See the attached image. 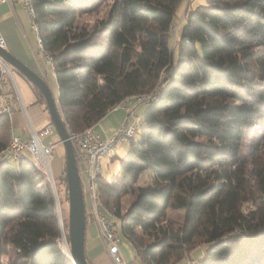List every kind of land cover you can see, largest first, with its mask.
I'll return each instance as SVG.
<instances>
[{
  "label": "trees",
  "instance_id": "1",
  "mask_svg": "<svg viewBox=\"0 0 264 264\" xmlns=\"http://www.w3.org/2000/svg\"><path fill=\"white\" fill-rule=\"evenodd\" d=\"M180 1L111 0L84 23V11L103 0H32L58 112L68 130L82 131L126 99L153 93L122 175L96 178L140 264H177L196 238L205 250L192 264H264V0H204L174 43ZM10 114L0 112V154L11 141ZM10 157L0 158V264L6 255L10 264H74L49 181L31 156ZM147 170L152 181L136 189ZM174 209L185 211L179 226L167 219Z\"/></svg>",
  "mask_w": 264,
  "mask_h": 264
},
{
  "label": "rangeland",
  "instance_id": "2",
  "mask_svg": "<svg viewBox=\"0 0 264 264\" xmlns=\"http://www.w3.org/2000/svg\"><path fill=\"white\" fill-rule=\"evenodd\" d=\"M22 1V0H21ZM111 0H103V2L98 6L95 10H85L84 14L82 15L81 20L84 21V23H91L100 16L104 15L106 10L109 7V3ZM204 2V0H182L177 6V12L176 16L174 17V23L172 26V38L171 42L174 41L177 38V34L179 33L181 24L183 23L186 13L192 9L197 4ZM23 4V2H22ZM28 15L31 19V16L28 12ZM14 68V67H13ZM47 83L50 86V89L54 95V97L57 98L58 94V83L55 76V73L53 70H50L47 68ZM14 77L17 80L19 87L21 88V92L23 94L24 100L26 104L33 103L36 101L37 98V92L35 89H33L30 85L26 90L24 91L23 86L21 85L19 79H22L19 75V72H17L16 69H14ZM29 94V96H28ZM153 94V93H152ZM151 93H144L140 95H134L129 100H125L123 105L110 110L108 114L105 117L104 122H99V125H101L100 129L104 132V134H108L109 136L116 135L120 131L123 125L126 127L132 126L134 123L136 125L135 135L134 139L137 140L140 138L142 125V115L145 111V108L147 107L146 99L152 95ZM34 98V99H33ZM30 100V101H29ZM142 101V102H140ZM23 113V112H19ZM23 121L27 123L26 118L23 114ZM49 124V122H48ZM43 128V127H42ZM41 128V129H42ZM35 129V128H34ZM40 130V129H36ZM53 140L57 142V145L54 149V156L52 159V171L54 178L56 179L57 183V205H58V213L60 216V223H61V243L64 248V250L67 252L68 255H70V242H69V236H68V226L66 225L68 222V215H69V200H68V187L67 185L62 182H59V175L56 172L57 165H60L61 168L63 167V164L65 162V146L63 142L60 140V136L54 127L52 126L51 133L46 136L43 141L49 142V140ZM130 150V138L124 137L122 139L117 140L116 147L114 151L110 155H102L99 157L101 167H100V177L106 178L108 180H111L114 176H121L122 175V169H121V159L125 158ZM11 162H17V159L14 157H10ZM78 161V159H77ZM79 165V162H78ZM47 179V178H46ZM152 181V178L149 174V171H145L138 179L137 182L134 183V186L136 189L139 185H144L147 183H150ZM137 197V190L130 191L128 194H126L122 198V210H126L128 206L131 204L132 201H134ZM104 202V200H103ZM86 211L88 218H93L96 216L92 213L90 209L89 201L86 200ZM101 212L106 215L108 218L112 219V221H116L117 228L119 232L121 233V225L120 220L114 217V215L110 212L109 208L106 204H102L101 206ZM184 209H174L170 210L167 215V219L169 221H172L175 226H179L183 223L184 220ZM122 243H121V251L123 253L124 258L126 261H134L136 260L135 256V249L133 247V244L131 241L124 236L122 233ZM202 238H196L195 239V245L194 247H197L195 251H193L190 255H186L183 259H181L177 264H192L194 263V259H199L203 256L204 250H205V244L201 242ZM108 263L111 264V261L108 260ZM4 264H10L9 263V255L4 256Z\"/></svg>",
  "mask_w": 264,
  "mask_h": 264
},
{
  "label": "built area",
  "instance_id": "3",
  "mask_svg": "<svg viewBox=\"0 0 264 264\" xmlns=\"http://www.w3.org/2000/svg\"><path fill=\"white\" fill-rule=\"evenodd\" d=\"M2 1L9 0H0V2ZM22 2L31 16L32 29L37 33V27L33 23L34 7L32 0H22ZM39 40L38 38V41ZM0 45L4 47L6 45L5 38L1 34ZM48 61H51V59L48 58ZM4 84H7L11 89H15L18 92L14 77V68L0 56V112L10 113L13 110V105L2 92ZM20 102L23 109L26 111V106L22 99H20ZM123 103L121 105H123ZM121 105H117L115 108ZM134 124L129 127L123 125L118 134L112 136L100 132L96 126L87 127L82 131L68 130L70 139L77 153L85 201H89L90 209L100 223L101 233L106 241L110 257L115 264H140V262L138 259L126 261L124 258L121 251V243L123 241L122 235L116 223L101 212L102 199L97 191L96 178L100 174L101 163L99 157L102 155H110L116 147L117 140L124 137H131L135 132ZM30 126L31 133L28 138H22L21 136L12 134L9 146L5 152L0 154V158L3 159L7 156L18 158L29 152L35 167L47 178L56 196L57 183L52 171V159L57 142L52 140L49 142L43 141V139L51 133L53 124L50 121L49 124L40 130L34 129L31 122Z\"/></svg>",
  "mask_w": 264,
  "mask_h": 264
},
{
  "label": "crops",
  "instance_id": "4",
  "mask_svg": "<svg viewBox=\"0 0 264 264\" xmlns=\"http://www.w3.org/2000/svg\"><path fill=\"white\" fill-rule=\"evenodd\" d=\"M31 25L32 20L30 19L28 11L23 6L21 0L0 2V34L5 38V48L24 61L30 66V68L43 76L47 81L46 70L47 68L53 70V64L51 61H48L47 56L41 50L37 33L32 29ZM19 74L22 78L19 79V81L23 86L24 91L29 85L35 89L33 83L26 76H24L21 72H19ZM16 83L18 92L15 89H11L7 84H4L2 88L3 94L12 102L13 105V110L10 114L11 136L13 134L21 136L22 138H28L31 133L30 122L35 129H41L46 126L48 122L50 123V117L48 112L45 110L44 104L42 102H38V99H36L33 103L26 104L17 80ZM20 99H22L24 105L26 106V111L23 109ZM23 114L27 123H25L23 119H20L23 118ZM105 117L106 116H104L101 121L104 122ZM100 127L101 125L99 124L96 126L100 132H104L100 129ZM26 154L30 156L29 152ZM63 167L65 168V162ZM64 168H61L60 165H57L56 167L59 179L64 173ZM85 251L87 259L92 264H109L108 260L111 261V264H115L110 257L106 241L101 233L100 223L95 217L91 219L88 218L87 220Z\"/></svg>",
  "mask_w": 264,
  "mask_h": 264
},
{
  "label": "water",
  "instance_id": "5",
  "mask_svg": "<svg viewBox=\"0 0 264 264\" xmlns=\"http://www.w3.org/2000/svg\"><path fill=\"white\" fill-rule=\"evenodd\" d=\"M0 56L34 83L45 97L51 118L50 121L56 128L66 151L65 169L69 200V215L66 225L68 226L70 242L69 256L72 258L74 264H90L85 251V236L88 219L82 178L74 144L70 139L68 128L58 112L57 99L54 97L49 84L43 76L1 45Z\"/></svg>",
  "mask_w": 264,
  "mask_h": 264
}]
</instances>
